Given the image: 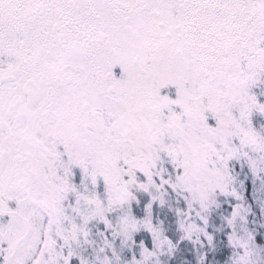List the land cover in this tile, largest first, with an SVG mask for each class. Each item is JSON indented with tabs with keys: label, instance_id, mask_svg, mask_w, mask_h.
Listing matches in <instances>:
<instances>
[{
	"label": "snow or ice",
	"instance_id": "1",
	"mask_svg": "<svg viewBox=\"0 0 264 264\" xmlns=\"http://www.w3.org/2000/svg\"><path fill=\"white\" fill-rule=\"evenodd\" d=\"M0 264H264V0H0Z\"/></svg>",
	"mask_w": 264,
	"mask_h": 264
}]
</instances>
